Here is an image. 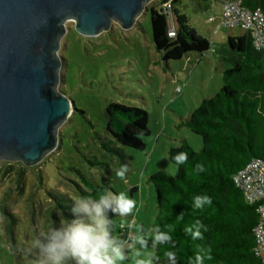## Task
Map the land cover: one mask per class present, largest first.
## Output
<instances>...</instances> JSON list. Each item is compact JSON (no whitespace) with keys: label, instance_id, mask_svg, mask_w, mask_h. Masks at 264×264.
<instances>
[{"label":"rangeland","instance_id":"rangeland-1","mask_svg":"<svg viewBox=\"0 0 264 264\" xmlns=\"http://www.w3.org/2000/svg\"><path fill=\"white\" fill-rule=\"evenodd\" d=\"M159 4V0L147 3V11L137 17L132 28L124 30L112 22L108 31L93 37L78 34L73 21L64 23L57 89L71 100L73 110L57 129L55 149L34 166L20 164L24 178L21 194L15 191L13 175L0 173V205L10 188L6 210L14 218L8 235L5 226L9 219L0 213V264H33L35 252L28 251L33 239L49 227H59L62 219L72 218V208L63 214L53 207L47 193L65 197L69 200L65 205L72 207L79 197L74 186V182L79 183L76 171L93 184L105 182L112 192H123L136 201L130 216L112 217L113 235L128 240L142 233L148 246L137 244L118 264H136L138 259L146 264H167L156 257L157 247L152 246L156 195L148 179L160 171L175 175L177 168L169 161L168 152L180 147L183 140L193 151H199L201 139L185 122L203 99L220 90L223 71L230 67L221 59L227 37L240 31L217 27L218 1L205 7L208 4L203 0H181V11L209 41L210 48L202 56L189 53L165 65L152 43L148 13L150 6ZM161 9L169 8L162 5ZM111 103L146 111L150 134L142 139L145 150L122 147L120 159L102 148L111 140L104 129ZM16 163L0 161V170L10 167L12 173L19 167ZM121 165L128 166L126 182L114 172ZM51 213L55 220L50 219Z\"/></svg>","mask_w":264,"mask_h":264},{"label":"trees","instance_id":"trees-1","mask_svg":"<svg viewBox=\"0 0 264 264\" xmlns=\"http://www.w3.org/2000/svg\"><path fill=\"white\" fill-rule=\"evenodd\" d=\"M209 7L212 2L224 0H203ZM249 10H259L264 14V0H238ZM159 5L148 8L152 43L160 60L167 65L178 61L189 53L201 56L209 50V41L202 37L181 11V0H159ZM170 5L168 11L161 6ZM169 12V15L167 13ZM172 30L174 35L168 33ZM240 31V30H239ZM227 48L221 59L230 67L223 71L222 86L211 98L203 99L190 113L186 127L201 139L199 151H193L185 140L180 147L171 148L168 159L176 166L174 176L158 172L148 181L156 195V216L153 228H159L172 236L171 244L157 245L156 257L169 264L168 252H174L177 264H194L195 255L203 249L211 259L203 264H262L255 256L253 230L258 222L257 207L247 203L242 192L235 186L233 176L251 159L264 161V51L253 48L251 38L245 32L227 37ZM108 120L105 132L111 138L102 148L112 156L122 159V147L136 151L145 150L142 141L150 132L148 114L137 107L109 104L106 109ZM179 152H186L188 160L177 165L172 159ZM14 172L3 167L0 173L12 174L15 191H23V171L21 163ZM202 169V170H201ZM79 183L74 182L79 197L97 198L105 187V182L93 184L80 172ZM41 184V176H38ZM111 188V187H110ZM40 189V188H38ZM5 192L0 205V213L9 220L5 231L9 235L14 225L13 217L6 210ZM207 194L212 204L194 210L193 197ZM53 207L65 214V197L48 192ZM183 213L181 216L180 214ZM50 219L55 220L50 214ZM196 221L207 229L203 239L194 240L185 229Z\"/></svg>","mask_w":264,"mask_h":264},{"label":"water","instance_id":"water-1","mask_svg":"<svg viewBox=\"0 0 264 264\" xmlns=\"http://www.w3.org/2000/svg\"><path fill=\"white\" fill-rule=\"evenodd\" d=\"M153 0H0V161L38 164L73 103L57 88L64 23L93 37L134 26ZM169 15V12L167 13Z\"/></svg>","mask_w":264,"mask_h":264},{"label":"clouds","instance_id":"clouds-1","mask_svg":"<svg viewBox=\"0 0 264 264\" xmlns=\"http://www.w3.org/2000/svg\"><path fill=\"white\" fill-rule=\"evenodd\" d=\"M177 165H183L188 160L186 152H179L172 157ZM202 170V169H201ZM116 177L126 182L127 165H121L114 170ZM209 195L193 197L191 207L194 210L203 209L211 205ZM136 208V201L123 192L114 193L110 186L105 187L97 198L82 196L74 200L72 218L62 219L59 227H49L45 232L36 236L28 251L35 252L33 264H118L125 261L128 250L137 244L141 248L148 246V239L141 233L128 240L113 235V216L127 217ZM111 214V215H110ZM181 216L183 213L180 214ZM201 228L207 229L196 221L195 225L187 227L185 231L196 239H203ZM152 246L171 244L172 236L159 228L153 230ZM199 249L195 255L194 264H203L208 253ZM169 264H177L174 252H168ZM136 264H146L138 259ZM150 264V262H149Z\"/></svg>","mask_w":264,"mask_h":264},{"label":"built area","instance_id":"built-area-1","mask_svg":"<svg viewBox=\"0 0 264 264\" xmlns=\"http://www.w3.org/2000/svg\"><path fill=\"white\" fill-rule=\"evenodd\" d=\"M169 8L170 5L165 4ZM218 28L238 29L249 35L253 48L264 51V14L259 10H249L238 0L221 2ZM210 18L209 21H213ZM170 36L174 35L170 30ZM235 186L242 192L244 200L257 207L258 222L254 227L255 256L264 264V161L251 159L233 176Z\"/></svg>","mask_w":264,"mask_h":264},{"label":"crops","instance_id":"crops-1","mask_svg":"<svg viewBox=\"0 0 264 264\" xmlns=\"http://www.w3.org/2000/svg\"><path fill=\"white\" fill-rule=\"evenodd\" d=\"M219 3H220V8H221V1H218ZM219 14H220V12H219Z\"/></svg>","mask_w":264,"mask_h":264}]
</instances>
